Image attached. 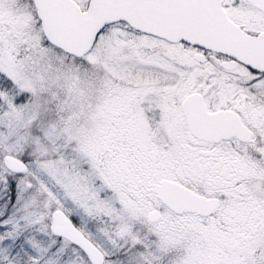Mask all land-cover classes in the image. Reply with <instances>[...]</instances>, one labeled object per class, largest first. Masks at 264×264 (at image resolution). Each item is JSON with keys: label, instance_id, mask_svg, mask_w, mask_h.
<instances>
[{"label": "snow or ice", "instance_id": "obj_1", "mask_svg": "<svg viewBox=\"0 0 264 264\" xmlns=\"http://www.w3.org/2000/svg\"><path fill=\"white\" fill-rule=\"evenodd\" d=\"M0 264H264V0H0Z\"/></svg>", "mask_w": 264, "mask_h": 264}]
</instances>
